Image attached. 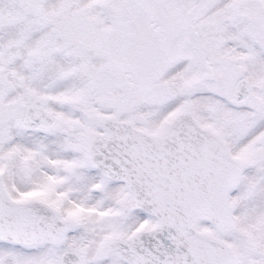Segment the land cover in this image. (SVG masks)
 Masks as SVG:
<instances>
[{
  "label": "snow or ice",
  "instance_id": "1",
  "mask_svg": "<svg viewBox=\"0 0 264 264\" xmlns=\"http://www.w3.org/2000/svg\"><path fill=\"white\" fill-rule=\"evenodd\" d=\"M0 264H264V0H0Z\"/></svg>",
  "mask_w": 264,
  "mask_h": 264
}]
</instances>
